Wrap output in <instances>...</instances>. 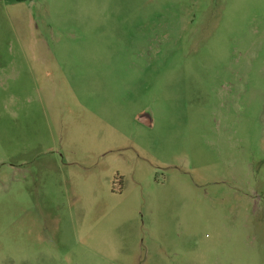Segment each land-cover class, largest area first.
<instances>
[{
    "label": "rangeland",
    "instance_id": "1",
    "mask_svg": "<svg viewBox=\"0 0 264 264\" xmlns=\"http://www.w3.org/2000/svg\"><path fill=\"white\" fill-rule=\"evenodd\" d=\"M0 264H264V0H0Z\"/></svg>",
    "mask_w": 264,
    "mask_h": 264
},
{
    "label": "crops",
    "instance_id": "2",
    "mask_svg": "<svg viewBox=\"0 0 264 264\" xmlns=\"http://www.w3.org/2000/svg\"><path fill=\"white\" fill-rule=\"evenodd\" d=\"M136 120L145 126H152V120L147 111L141 112L136 116Z\"/></svg>",
    "mask_w": 264,
    "mask_h": 264
},
{
    "label": "trees",
    "instance_id": "3",
    "mask_svg": "<svg viewBox=\"0 0 264 264\" xmlns=\"http://www.w3.org/2000/svg\"><path fill=\"white\" fill-rule=\"evenodd\" d=\"M18 2H23V1H32V0H17Z\"/></svg>",
    "mask_w": 264,
    "mask_h": 264
}]
</instances>
